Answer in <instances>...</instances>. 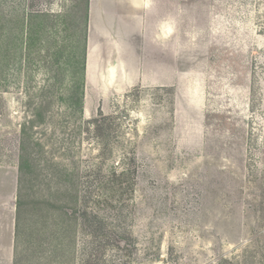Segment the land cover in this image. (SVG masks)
<instances>
[{"label":"rangeland","instance_id":"obj_1","mask_svg":"<svg viewBox=\"0 0 264 264\" xmlns=\"http://www.w3.org/2000/svg\"><path fill=\"white\" fill-rule=\"evenodd\" d=\"M117 9L86 77V0H0L8 264H264V0Z\"/></svg>","mask_w":264,"mask_h":264},{"label":"crops","instance_id":"obj_2","mask_svg":"<svg viewBox=\"0 0 264 264\" xmlns=\"http://www.w3.org/2000/svg\"><path fill=\"white\" fill-rule=\"evenodd\" d=\"M171 2V0H169ZM155 0H87V30H86V51L85 62L86 72L88 77V69L90 63V44L93 39H103L105 41L100 44L101 51L103 48L109 50L110 54H115L119 50L108 48L105 44L112 45V39L122 38L126 36L137 37L139 34L136 31L113 29V22L121 21L123 16L122 12L117 8H124L125 6L136 11H141L145 7L154 4ZM145 10H143L144 12ZM147 12H144L146 14ZM123 28V26L121 25ZM143 37V36H142ZM99 44V45H100ZM0 167V263H11L13 258V246H14V229H15V209L13 202V195L15 188H12L16 184V177L12 176V171L3 172ZM3 173L9 174L11 178L3 180Z\"/></svg>","mask_w":264,"mask_h":264},{"label":"trees","instance_id":"obj_3","mask_svg":"<svg viewBox=\"0 0 264 264\" xmlns=\"http://www.w3.org/2000/svg\"><path fill=\"white\" fill-rule=\"evenodd\" d=\"M84 49H86V30H87V0H86V14H85V25H84ZM85 52V51H84ZM50 206L51 207V203H49V201L47 200H42V201H34V206L40 211V207H43V206ZM16 210H15V213H16V218H15V236L18 235V232H19V229H20V211H21V206H20V203H17L16 205ZM45 209V207H44Z\"/></svg>","mask_w":264,"mask_h":264}]
</instances>
